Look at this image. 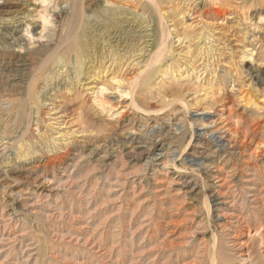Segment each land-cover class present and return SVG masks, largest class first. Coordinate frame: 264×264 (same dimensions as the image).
<instances>
[{
  "label": "rangeland",
  "instance_id": "1",
  "mask_svg": "<svg viewBox=\"0 0 264 264\" xmlns=\"http://www.w3.org/2000/svg\"><path fill=\"white\" fill-rule=\"evenodd\" d=\"M126 1L121 5L128 12L121 16L105 15L102 9L95 12V8L85 11L86 21L78 34L81 57L77 63H69L67 74L60 75L62 71L55 66L44 71L43 78L36 72L40 60L52 49V40L75 30L79 23L64 10L62 1L29 7L32 22L17 35L16 51L0 45V128L7 126L12 131L7 140L0 139V149L9 140L13 143L5 150V159H0V264H212L213 260L215 264H262L258 250L264 254V246H258L257 238L246 239L247 227L238 229L232 239H223L225 231L221 233L220 222L208 212L206 198L221 189L213 171L192 167L183 159L194 149V132L217 127L225 133L236 121L256 132L240 144V138H227L243 150L234 159L243 161L238 166L251 165L243 158L256 147L264 150V27L246 20L239 9L232 13L228 7L231 14L221 27L206 26L185 5L161 0L160 11L167 17L177 55L139 84L131 78L141 65L126 66L120 61L128 54L140 57L137 62L149 60V50L139 53L144 47L139 35L127 28L132 21L146 24L140 14L149 10L144 2ZM225 1L239 5L235 0ZM96 18L107 29L97 32ZM228 29L238 32L239 38L223 49L220 44L229 43L224 34ZM18 56L29 59L31 67L15 71ZM51 69L67 79L61 88L65 99L52 93L56 81L55 76L48 77ZM34 79L36 87L30 86ZM70 83L78 84L79 94L74 95ZM29 89L36 92L35 99H26ZM29 100L33 124L15 132V116ZM55 106L66 111L57 114ZM178 111L188 114V125L198 119L192 130L188 128L180 136L171 125L181 118ZM154 127L162 134L160 146L181 154L180 159L175 161L167 154L163 160L150 162L151 154L157 156L158 150H144L138 143H152ZM81 129L90 132L83 135ZM129 130L136 140L129 142ZM66 153L64 164L61 156ZM78 153L83 155L81 172L75 171L71 180L64 179L66 165ZM249 169L239 174L244 180L236 183L234 179L231 185L236 190L254 183L248 179L254 173ZM220 202L231 199L224 196ZM236 207L233 209H248ZM260 212L264 220V211ZM233 241L240 244L232 247ZM203 243L210 251L204 256Z\"/></svg>",
  "mask_w": 264,
  "mask_h": 264
},
{
  "label": "bare ground",
  "instance_id": "2",
  "mask_svg": "<svg viewBox=\"0 0 264 264\" xmlns=\"http://www.w3.org/2000/svg\"><path fill=\"white\" fill-rule=\"evenodd\" d=\"M52 1H55V2L62 1L63 2L62 5L65 6L64 10L68 11L69 13L71 12L70 14L72 15V19L74 21L79 22V23L76 24V26L74 28L75 30L72 31L70 29L71 32H69L65 36H59L56 38L54 37L55 39H53L51 42V43H53L52 49L50 50V52L47 55H45L40 60L38 68L35 67L37 69V71L36 70L35 71L39 74L38 77H40V78L42 77L41 74L44 71L48 70L51 66H55V67L59 68V70L62 71V73L60 75L67 74L70 71L69 70L70 66H68L69 63H71L73 65L74 63H77V60L80 59L81 50L79 47L80 44L78 42V34L84 27L83 22L86 21L85 11L87 9L95 8V12L97 9H102L103 12L105 13V15H110V16H115V15L121 16V15H124L128 12V10H125L123 8V5L126 4L125 2H128L126 0H110V1H106V0H52ZM130 1L136 2L135 0H130ZM137 1H138L137 3H140V2L143 3L144 2V5L145 4L148 5L147 7H148L149 12L145 13L146 12L145 11V12H142L141 14L139 13L140 16H143L147 19V23L144 25L143 24L137 25V24H135L136 22L133 23V21H132V24L129 23L127 28L132 29V32H134V34L139 35L140 41H142V45H144V47H142L140 49L139 53H142V51L148 52V50H149V52H150L149 60L145 63H144V61L137 62L140 57L136 59L135 56H132V54L130 53L131 55H129V54L127 56L123 55V58L121 59L122 61H120V62H124L126 66L141 65L142 69L141 68L138 69L139 72L137 73V75L135 77L131 78V79H134L135 81L138 82V81L150 79L159 70L160 64L171 59L172 56L174 57L175 55H177V50L175 49L177 46H175L176 43L173 39L172 31H170V29L167 26L168 25L167 17L162 15V12L160 11L161 5H162L161 0H137ZM176 1L179 2V4L185 5L187 10L194 15L195 19H197L198 22L203 23L206 26L215 27V28L221 27L222 23L225 21L226 17H228L231 14L227 11V7H228V8L233 9L232 13L239 9L240 11H242V14H244V17H246V20H249L251 23L253 22L257 27H260V28L264 27V0H235L236 2H238L237 4H239L238 6H234L233 3L225 1V0H176ZM37 2H41L42 4H48L49 0H0V45L4 46L6 44L9 46H12L13 50L16 51L17 47H19V38H20L17 35L22 30H25V28H28L27 24H28V22L31 21L30 12L32 10L29 7H31L32 5H35ZM121 3H124V4L121 5ZM143 7L144 6H142L141 8H143ZM90 16H92V15H90ZM95 29L97 30V32H101L102 29H107V28H105L104 25H102L98 21V19L96 18L95 19ZM219 30L224 31V29H222V28H220ZM224 34L227 35L229 43L227 44L226 43L227 41H226V42L220 44V45H223V49H226L227 47L231 46V43H234L235 41H237V38H239V33L235 32V31L233 32V31H231V29L226 30ZM114 38H115V36H114ZM220 45H218L217 47H220ZM232 46H234V45H232ZM123 52H125V51H123ZM178 55H180V54H178ZM100 64L102 65V62ZM112 65H113V62H111L110 66H112ZM30 67H31L30 60L24 56H18L14 61V68L16 69L15 71H17V72L27 70ZM102 67H104V66H102ZM125 67H123V68H125ZM137 68H138V66H137ZM55 74H56V72L52 69L48 71V77H51V76L54 77L55 76V81H56V84H54V88H53L52 93H55L56 95H58V97L62 100V99H65V97H64L65 92H63V89H61V88L64 87V82H66L67 79L65 76L63 78H60L61 76H58L57 74L56 75ZM132 76H134V75H132ZM40 78H39V80H40ZM35 80L36 79H34V80H32V82H30V84H31L30 86H35V83H34ZM131 81L133 82V80H131ZM61 82H63V84ZM70 85H71L70 86L71 89L74 88L73 89L74 95L79 94L80 87L78 86V84H73V86H72V83H70ZM83 85H86V83ZM35 87H32V89L33 88L35 89ZM89 87H91V86H89ZM32 89H29L30 91H28L29 94H28V97L26 99H35V95H36L35 93L36 92ZM91 89H92V87H91ZM28 105L30 108V100L21 108V110L18 111L17 116H15L16 122L13 121V124H14L13 125L14 129L12 128L13 131L16 132V131L21 130L22 129L21 127H23V125H25V124L28 126V128L31 126L30 124L32 123V116L29 115ZM54 108H55L54 110H58L57 114H60V113H63L66 111V110H64L65 107H63V106H55ZM159 112H160V110L156 111V113H159ZM178 112H180V111H178ZM180 114H182V116L178 120V122L171 124L172 127H174V129L178 131L179 136L182 135L184 132L186 133L188 128L190 130H192L191 128L195 127V125H197V123H198L197 122L198 119H195V120L192 119L194 121L193 123H195V124H193V125L189 124L188 125L187 120H191L190 117L188 116V114H186L185 116H183V112H180ZM147 116H145V117H147ZM194 117H197V115H195ZM148 120H146V123H145L146 126H149ZM245 121H247V120L245 119ZM168 124H170V122ZM199 127L198 128L196 127V128L199 129ZM228 127L229 128L227 129V132L224 131L225 133H222V130H220L219 128L217 129V127H215L214 129H210V130H205L202 128H200V130H198V131L196 130L197 132H194V135L196 138V144L193 146L194 149L192 150L191 154H189L185 159H183V162L185 164H190L192 167L195 166V167H199V168H207L209 170H212L213 176L216 178V180H218V182L221 183V189L219 188L220 190H215L214 194L209 195V197L206 198V200H205L206 205L205 206L207 207L208 212L209 213L212 212L213 214H215L214 215L215 219H217L220 222L221 233L223 231H225V232H223L224 234L223 233L221 234L223 239L224 238H231L232 239V236H236L235 233L237 232V230L241 229L243 226H245V227H247L246 230L248 232L246 239L248 241H250L254 238L255 239L257 238L258 239V241H257L258 246L261 247V246H264V230H263L264 220L262 219L263 217L260 218L261 215L259 213H261L260 211H264V205H263L264 204V150L256 147V149L252 153H249L248 155H246L247 157L243 158L245 160L251 161V165L242 166V167L238 166V164L242 160L236 161L234 159L237 157L239 158V156H242L243 150L239 151L240 149L238 150L237 147H235V145H233L234 143H232L233 142L232 139H227V138L229 136L233 139L240 138V140H239L240 141L239 144H240V143H243V142L247 141L248 139H250L251 135H253L256 132L254 130V127L252 128L249 126L245 127L244 125H240V121H236L235 124H233V125L230 124V125H228ZM7 128H8L7 126L4 128L3 127L0 128V139L2 141L7 140L5 138L8 137L12 133V131L8 130L10 128H8V129ZM87 129H81V130H79V133L83 134V135L89 134L90 131ZM153 132L155 135V139L152 140L153 141L152 143H144V142L138 143V144H140L139 148H143L144 150H147V151H153L155 149L158 150L159 154L157 156L151 154L152 158L150 159V162L157 161V160H163V158H165V156L167 154H171V157L174 158L175 161L177 159H180L181 154H179L180 156L179 155L177 156L174 154L175 153L174 151L170 152L168 149H164L162 147V145L160 146V144H159L160 143V136L162 135L161 131H157L156 127H154ZM127 133L129 136V139H128L129 142H130V140L131 141L136 140L133 130L132 131L129 130ZM258 135H260V134H258ZM9 141L6 143L3 142L5 144H3V149H0V159L4 158V156H6L7 153L5 152V150H7V149L10 150L9 147L13 146V143H10ZM259 142H261V141H259ZM247 144L250 145L249 143H247ZM68 145L69 144H67V146ZM242 145L240 147H242ZM14 147H15V145H14ZM66 152L68 153V151H66ZM244 152H245V150H244ZM67 153L65 155L61 156L62 162H63V160H65L67 158ZM74 156H75L74 158L70 159L71 163L66 165V167L64 169V175L62 176L64 179L71 180L75 175L74 172L75 171L81 172V170L83 168V164L81 161L83 155H80L78 153ZM116 158L120 159L119 157H116ZM158 158H160V159H158ZM247 168H250L249 170L252 169L254 172L251 175V177H248V179L254 180V183H252L251 185H246L244 187H241L240 189H237L241 192L236 194L238 192L236 190L237 187H235L236 185L232 186L231 184H233V182L235 181L234 179H236V183L240 182L241 180H244L245 179L244 176L239 175V174L243 173V171H245ZM19 170H21V169H19ZM237 176L239 178H236ZM246 180H247V178H246ZM0 182H1V180H0ZM51 182L52 183L56 182V178L53 179ZM166 182H167V180H166ZM243 188H245V189H243ZM224 196H227L228 198H230L231 202H228V203L220 202L221 198H223ZM235 205H237V207L238 206H240V207L246 206V207H248V209L239 208V210H235V209H233V206H235ZM258 205H261V206H258ZM35 213H37V212H35ZM171 223L172 222H170V224ZM165 224H166V222H165ZM245 227H243V228H245ZM252 227L254 228V231H253L254 235L253 236H251L252 232L250 231ZM232 228L234 230H232ZM168 230H169V228H168ZM228 230L233 231V234L227 233L226 231H228ZM260 230H263V231L260 233ZM238 231H240V230H238ZM152 235H154V234H152ZM147 236H148V234H147ZM215 238H217V237H215ZM237 239L238 238H236V240ZM220 240H221V237H220ZM155 241H156V239H155ZM163 241H165V240L163 239ZM255 241H254V243H255ZM167 243L168 242H165L164 244H167ZM232 243H233L232 247H236L237 245L240 244L236 241H233ZM162 251H163V249H162ZM202 251H203L202 252L203 256L206 253H210V251L208 252L207 244H204ZM211 252H212V250H211ZM242 255H244V254H242ZM258 255H259V258L261 259L260 262H262V264H264L263 252L258 250ZM226 256H228V255H226ZM169 257L173 258L172 256H169ZM213 257H214V255H213ZM250 257L251 256H249V258ZM152 260H154V259H152ZM211 260H213V259H211ZM143 261H145V260H143ZM206 261H207V259H206ZM152 262L154 263V261H152ZM219 262H220V260H219ZM160 263L163 264L161 261H160ZM202 264H203V262H202ZM212 264H215L214 260H213Z\"/></svg>",
  "mask_w": 264,
  "mask_h": 264
}]
</instances>
